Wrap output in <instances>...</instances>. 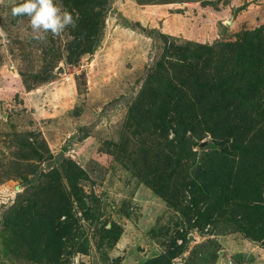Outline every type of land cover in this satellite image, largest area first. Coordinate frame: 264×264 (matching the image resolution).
I'll return each instance as SVG.
<instances>
[{"label": "rangeland", "instance_id": "rangeland-1", "mask_svg": "<svg viewBox=\"0 0 264 264\" xmlns=\"http://www.w3.org/2000/svg\"><path fill=\"white\" fill-rule=\"evenodd\" d=\"M22 2L0 0V222L5 220L0 264H264V248L246 237L254 232L264 243V100L256 124L249 131L246 125L238 128L262 159L231 156L226 165L235 174L231 186L238 189L218 185L215 204L199 182L195 186L185 177L193 168L192 153H170L173 133L162 134L163 123L153 117L137 127L130 120L139 118L129 116L130 106H138L137 81L148 67L156 68L150 31L158 53L165 43L213 45L211 56L198 64L203 83L228 78V87H264V58L260 64L242 58L237 45L256 32L264 36V0H109L99 47L75 64L78 14L59 35L49 31L38 39L29 17L11 13ZM53 3L66 10L62 0ZM58 54L72 61L64 60L49 77L48 65ZM169 59L165 64L172 73ZM121 94L132 99L103 113ZM225 105L220 98L200 111L215 121ZM239 117L246 122V115ZM199 121L202 128L210 122ZM92 123L93 130L79 140L80 127ZM224 135L215 150L230 146L233 136ZM210 153L203 156L209 170L204 167L201 180L213 181L210 171L219 173L225 165L221 154ZM75 166L81 170L75 174L78 194L66 179V167ZM38 168L59 171L60 182L50 176L25 189L21 183ZM59 212L65 215L53 219ZM203 213L207 221L197 225ZM48 227L53 234L63 227L68 236L63 235V247L57 243L39 258L36 246Z\"/></svg>", "mask_w": 264, "mask_h": 264}, {"label": "trees", "instance_id": "trees-1", "mask_svg": "<svg viewBox=\"0 0 264 264\" xmlns=\"http://www.w3.org/2000/svg\"><path fill=\"white\" fill-rule=\"evenodd\" d=\"M62 1L66 10L69 11L73 17L78 14L80 18L75 28L76 42L72 45L71 50V54L76 53V56L74 61H72L71 56L65 60L61 54L54 55L53 59H57V62L49 63L47 71L49 77H53L52 75L54 74L55 68L61 65L64 60L65 63H68L70 60L75 64V62L78 63L77 61L80 58L84 56L91 57L95 53L104 35L105 27L103 17L105 11L110 9L109 0ZM140 32L146 34V31L142 29ZM147 36L153 40L150 52L154 53V55H152L151 62L153 63L152 66H156V68L151 70V66L148 67L141 79L137 81V85L142 84L141 91L135 103V105L138 106L136 110L133 105L132 107L130 106L129 116L134 118L138 117L139 119L130 120V122L139 127L142 126L144 120L153 117L155 122L160 121L163 123L162 134L166 137L169 133H173L174 135L168 142V147L172 156L181 157L180 153L183 154L185 151H188L189 156H191L192 153L191 165H193V168L191 167V169H189L185 177L187 180L192 181L195 186L197 182H199L198 184L200 185L197 187L201 188L203 195L209 198V203L215 204L216 193L214 190L217 189L218 185H220L224 191L238 189V185L231 186V177L235 174L233 173L232 167L226 165L229 161H232L231 156H238L241 160L244 159L245 161L252 162L262 159L257 145L249 139L248 135L239 133L238 128L246 125L248 126L246 130H248L249 127L251 128V126L256 124L260 116L259 111L262 109V103L260 101L261 99L264 100V87H261L262 85L260 86V84L259 86L256 84H247L228 87V78L224 81L219 80L215 85H210L207 82L203 83V74L198 70V64L204 56H211L214 50L213 45L205 44L183 47L172 43H165L163 47H160L161 52L158 53L159 46L156 45L157 37L155 33L150 31L147 33ZM237 45L238 53L242 58L248 57L251 61L257 59V63H261V58H264V36L259 32L246 36V38ZM160 57L164 59L161 60ZM169 58L174 60V64L172 63L173 65L171 66L173 69L172 73H170L171 70L169 66L165 64L166 60H170ZM149 92L153 93L152 97L147 96ZM220 98H225L226 105L224 107L222 106L223 111L221 115H219L215 121H210L207 116L208 112L204 111V113L200 110L204 107L210 108L211 103ZM131 99V94H121L118 98L106 103L102 112L107 113L117 110ZM142 107L145 112L142 110ZM139 111L141 112L139 113ZM242 115L247 116L246 122L239 117ZM201 118L210 121L203 124L204 128H202L201 122L199 121ZM93 128L94 123L80 127L78 139H85ZM226 133H228L227 136L229 137L233 136L230 146L224 147L220 151L215 149L211 150L210 153L211 155L221 154L225 165L218 167L219 173L214 170L210 171L211 177L214 178L213 181H211V179L201 180L200 176L202 175L203 169L204 167L208 169V165L203 160H201V163H197L198 151L193 152L192 148L198 147L201 141L207 136H210L212 141L219 146L221 144V139H224V134ZM212 169L211 166V170ZM66 170H68L66 171V179L74 192L78 194L76 190L75 174L78 175L81 170L76 166L73 168L66 167ZM210 172L205 173V175H210ZM50 176H55V179H58L57 182H60L61 175L59 171L54 170L50 174H46L38 168L31 177L25 178L21 185L25 189L35 187L38 186V182L41 179ZM81 198L82 197H78L80 202L83 201ZM60 206L61 205L58 206L59 209H64V207ZM63 215L65 214L59 212L58 214H54L53 219H60ZM206 221L207 217L203 213L200 215V221L197 225L201 226L205 224ZM11 222L13 224V221L9 219L8 230L12 229L10 226ZM4 224L5 220H2L0 222V230L5 229ZM239 228L244 233L247 231V229L241 227V225H239ZM62 229L63 227L61 229L59 228V231L56 232L58 235H56V233L53 234L51 228L48 227L47 233L41 234L40 243L36 246L39 251V253L36 254L39 258L50 252L57 243H60L61 247H63L65 241L62 238L64 234L68 236V232L62 234ZM246 237H248L251 242L264 248V243L260 235L258 236L254 232L248 235L246 232ZM188 241H190L189 237L187 239L184 238V243L179 249H184ZM158 259L155 261H158Z\"/></svg>", "mask_w": 264, "mask_h": 264}, {"label": "clouds", "instance_id": "clouds-1", "mask_svg": "<svg viewBox=\"0 0 264 264\" xmlns=\"http://www.w3.org/2000/svg\"><path fill=\"white\" fill-rule=\"evenodd\" d=\"M11 13L13 16L29 17L32 31L38 39L49 31L59 35L66 26L75 23L72 14L67 10L61 12L53 0H23L12 7Z\"/></svg>", "mask_w": 264, "mask_h": 264}, {"label": "water", "instance_id": "water-1", "mask_svg": "<svg viewBox=\"0 0 264 264\" xmlns=\"http://www.w3.org/2000/svg\"><path fill=\"white\" fill-rule=\"evenodd\" d=\"M217 148V145L211 140V139H205L201 141V143L197 147L198 156H197V163H200L203 156L206 154L209 150H214ZM20 191L19 186L15 188L13 199H15L16 194Z\"/></svg>", "mask_w": 264, "mask_h": 264}, {"label": "crops", "instance_id": "crops-1", "mask_svg": "<svg viewBox=\"0 0 264 264\" xmlns=\"http://www.w3.org/2000/svg\"><path fill=\"white\" fill-rule=\"evenodd\" d=\"M59 67V66H58ZM63 70V69H62Z\"/></svg>", "mask_w": 264, "mask_h": 264}]
</instances>
